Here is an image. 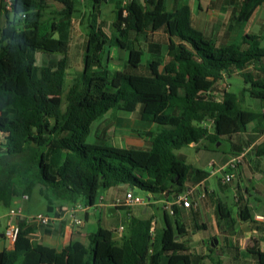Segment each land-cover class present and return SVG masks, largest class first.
I'll return each instance as SVG.
<instances>
[{
    "label": "trees",
    "instance_id": "trees-1",
    "mask_svg": "<svg viewBox=\"0 0 264 264\" xmlns=\"http://www.w3.org/2000/svg\"><path fill=\"white\" fill-rule=\"evenodd\" d=\"M104 1L94 0L87 17L83 69L71 83L70 27L79 1L14 0L10 11L0 8L7 17L0 25V208L10 211L37 193L46 202L47 214L60 202L90 211L101 199L114 203L102 197L111 189L125 194L122 202L130 191L147 192L150 201L162 196L174 200L210 176L178 151L203 141L216 146L221 138L243 133L264 119L262 113L241 108L238 95L224 84L231 75H240L250 97L264 101V35L246 34L239 43L207 37L192 26L191 8L180 0L172 10L168 0H131L126 5L116 0L110 32L97 10ZM50 2L63 9L52 8ZM219 3L235 9L231 21L236 23L250 21L264 6V0ZM158 31L171 40L168 58L157 55L142 67L145 52L130 37ZM108 47L128 51L123 70L109 68ZM37 53L50 61L38 66ZM114 110L136 112L157 131L136 133L150 137L144 147L88 143L92 125ZM257 130L264 133L260 126ZM203 148L213 150L206 144ZM253 153L264 156V141ZM237 203L239 220L255 227L243 194ZM225 204L217 205L218 222L233 229L236 219ZM183 208L195 215L193 203L190 208L174 204L173 223L167 212L166 227L159 232L155 217L133 216L120 239L100 226L89 236L88 246L74 242L65 252L34 241L32 228L19 221L14 249L0 252V264H202L206 257L189 247ZM205 229L195 222L193 231ZM214 250L210 245L211 254ZM248 253L254 264H264L263 251ZM207 257L212 264H224L216 255ZM235 257L241 260L239 254Z\"/></svg>",
    "mask_w": 264,
    "mask_h": 264
},
{
    "label": "crops",
    "instance_id": "crops-1",
    "mask_svg": "<svg viewBox=\"0 0 264 264\" xmlns=\"http://www.w3.org/2000/svg\"><path fill=\"white\" fill-rule=\"evenodd\" d=\"M200 1L201 3L198 9L199 12H196V10L190 7L192 26L197 28L196 24H200L202 27L199 31L207 37L214 39L228 37V40L231 41L233 39L232 36L234 35L233 28L231 29V25L226 23V19L222 18L223 7L220 6V0H208L207 3H209V5L207 7L206 15L204 16L201 14L204 11V6L202 4L203 0ZM50 5L58 11L63 9L62 5L58 3L50 2ZM80 6L81 3L79 1L78 11L73 17L70 27V67L68 69V74L72 77L78 75V73H74L75 71L81 72L83 69V44L87 33L84 25L87 23V13L83 12ZM229 9H232V7L229 6ZM201 16L203 17L201 18ZM6 22L7 17L5 13L0 11V25L4 26ZM112 24L113 22L111 24H107V26H105L106 29L110 30V26H112ZM81 29L84 31V35L82 36L83 33H81V35L78 36V32ZM55 36L58 37L57 34ZM81 37H83V39ZM130 39L132 42H135L136 47L143 49L145 52L144 56H147L148 58L147 62L151 59H155L157 55H160L165 59L168 58V47L171 40L163 31L155 33L145 32L140 36L132 34ZM105 56L111 59L109 64V68L111 70L121 71L124 69L126 62L128 61L129 53L128 51L122 50L118 47H111L106 50ZM61 58L62 56L57 55L56 60ZM49 61L50 58L46 54H36V62L38 66H43ZM261 102L264 103V101ZM257 112L264 114V106L261 111ZM103 120L107 121V119ZM102 122L103 121H101V123ZM259 126L262 129L264 128V119L261 123H251L247 130L243 133L234 134L229 138H221V142H218L216 145V147L219 148L217 151L204 149L203 146H200L202 143L199 145L192 144L189 146V148L197 149L199 151L197 153V162L199 165L198 167H195L203 171H206L205 167L212 170L211 173L208 172L210 174L209 178L200 184H195V187L192 189V193L190 194V202L193 203L195 215L191 216L189 209H181V221L190 231L188 240L191 251L197 255L206 257L202 264H212L210 258L207 257L209 255H216L221 258L224 264H254L248 251L256 250L264 252V156L257 157L253 153V148L264 141V133L261 134L257 130ZM106 129L107 128L105 127L104 129H97L96 132L99 134V132ZM150 131L147 130L142 132ZM125 139L128 140V142H126L127 147H144L147 140H150V137H141L136 134V132H133ZM129 140L136 142V144H130ZM222 142H227L229 144L231 153H224L220 155V149L223 144ZM201 150L205 151L207 154H201ZM242 153H245L246 156L241 165L238 167V172L244 171L249 183L252 185L255 183L257 184V188H254V191L256 192V203H252L248 188L245 190L235 188L233 206H236L237 212L236 217L234 218L233 216V218L236 219V224L233 229H231L230 226L226 225L225 221H222L221 225H219L216 210L220 200L216 198L215 192L210 186L209 179L218 173H224V175L228 173L229 171L224 169L225 165L234 157ZM184 157L186 156L184 155ZM239 194H243L245 196L249 206L253 210L254 220L256 222L255 227H261L263 230H258V228L253 227L249 222H242L239 220L237 207V197ZM124 195L125 194L123 192L121 193L118 189H111L104 192L102 197L105 199L106 203H108L110 201L114 202ZM29 201L30 200L28 198H25L22 202H18L19 206L13 208L22 210L20 218L14 221H11L9 218L10 211L0 213V252L14 249L15 243L11 242L5 236L6 229L13 222L19 223V221H26L28 226L32 228V239L34 241L45 246L53 247L59 252H65L74 242H80L88 246L89 236L94 233L93 231L102 226V223L105 224L104 228L114 231V233H117L121 238L125 230L123 232H119V229L121 227L126 229L130 217L133 216L141 219L155 217V228L159 232L166 227L167 222L164 215L168 212V208H172L174 203L171 196L167 198L162 196L158 200L153 199L151 201L148 199L144 204L131 207L130 210H128L126 220H118L117 216L119 214V210H117L114 206L83 211L78 208V205H69L60 202L55 205V209L51 213V215L55 217V221L48 226H39L35 222H31L29 218L41 213H48L47 207L44 212H33L31 207L22 206L23 202ZM159 205H161V211H163L162 217L158 216L155 211ZM103 208L107 209V212L109 209H115V212L108 214L109 219H105L103 222L98 221L97 217L90 216V213L95 214L99 209ZM98 212L101 213L102 210ZM80 215H84L85 219L82 220ZM232 215H234L233 212ZM74 218L82 220V225H75ZM169 219L170 222L173 223V219L170 214ZM2 220L7 221L5 228H2ZM195 222L199 225H206V229L193 231ZM216 240L218 243H216ZM220 241H223L224 243L222 246H220ZM208 245H211L215 249L213 254H211L210 251L209 253L205 252ZM237 249H239L238 252ZM237 254L240 255L241 260L236 259L235 256Z\"/></svg>",
    "mask_w": 264,
    "mask_h": 264
},
{
    "label": "rangeland",
    "instance_id": "rangeland-1",
    "mask_svg": "<svg viewBox=\"0 0 264 264\" xmlns=\"http://www.w3.org/2000/svg\"><path fill=\"white\" fill-rule=\"evenodd\" d=\"M81 3V10L85 13H87V17L89 18L92 14L93 6H94V0H79ZM208 0H203L202 4L204 6V11L201 13L203 16L206 15L207 7L209 3H207ZM177 0H168L167 2V7L168 10H172L176 4ZM181 4H188L192 9L196 10V12H199V5L201 3L200 0H180ZM99 11V16L100 19L105 22V26L107 24H111L116 16V0H105L102 2L101 5H99L98 9ZM235 9H229V7H224L222 11V18L226 19V23L232 24L235 27L233 28L234 35L232 36L233 39L229 43H239L240 40H242V37L246 34H251V35H264V6H261L254 14L252 19L248 22H242V23H236L234 20L231 21L233 18ZM201 16V18L203 17ZM87 24V23H86ZM84 25L85 30L87 31V25ZM197 28L195 27L196 30H201V25H197ZM109 30V29H108ZM110 30H112V26H110ZM109 30V31H110ZM84 35V31L81 29L78 32V36ZM83 39V37H81ZM80 38V39H81ZM227 43V44H229ZM111 47H108L110 49ZM52 59L56 58L57 55L50 56ZM147 56L143 57V64L147 63ZM74 73H80V72H74ZM68 82L71 83L73 77L69 76L68 77ZM227 86V90L230 92H233L238 95L239 97V105L241 108L245 110H250V111H261L264 103L261 102L258 99L251 98L249 93L246 92V89L249 88V85H247L244 82V79L242 76L233 74L230 77L226 79V82L224 83ZM103 119H107V121H104ZM101 121H103L101 123ZM99 125V126H98ZM107 128L104 131L99 132L97 134L96 130L101 129L104 127ZM157 126L154 124H149L142 122L138 119L137 113H128L124 111H111L109 112L104 118L99 120L98 122H95L92 125V131L90 136L87 139L88 143H106L110 146H115V147H127L128 140L125 138L130 136L133 132H142V131H157ZM130 144H133L136 142L129 140ZM222 147L220 149V155L226 153H231L230 146L227 142H222ZM204 144L209 145L211 148H213L214 151H217L219 148L214 146L208 141H203L202 144L200 145L201 147L204 146ZM199 151L197 149H191L189 147H186L180 151L177 152V154L180 155H185L186 157L185 160L189 164L193 166L198 167V162H197V153ZM201 154H207L205 151L201 150ZM215 155V154H214ZM205 170L209 173L212 172V170L208 167H205ZM236 173V178L232 181L231 184L229 185H223L222 184V179L224 177V173H218L217 175L213 176L212 178L209 179L210 186L215 192L216 198H218L221 202H224L228 205L229 209L233 212L234 218L236 217V206H233V198L235 194V188L237 189H243L245 190L246 188L249 189V194L251 195V201L252 203H256V192L254 191V188H257V184H250L248 178L245 175L244 171L238 172V169L235 171ZM139 195L142 199L148 200L149 194L144 191H139ZM124 197V196H123ZM25 199V198H24ZM22 206H27L31 207V210L33 212H44L46 211V202L44 198H42L39 194L35 193L31 200L29 202H23ZM1 212L0 213H6L7 210L5 208H0ZM104 209V210H103ZM99 209L98 211L102 212H96L95 214L90 213V216L97 217L98 221L103 222L105 219L108 218V212L107 209L103 208ZM130 210V209H129ZM156 214L158 216H163V211H161V205H159L156 208ZM128 215V209H121L119 210L118 214V220H126ZM80 217L85 219L84 215H80ZM6 220H2V228H5L6 226ZM121 222V221H117ZM103 227H105V224H101ZM98 229H96L93 232H96ZM115 238L119 239L120 236L117 233H114ZM224 243L223 241H220V246H222ZM206 253H209V245L207 246V249L205 251ZM165 264V261L164 263Z\"/></svg>",
    "mask_w": 264,
    "mask_h": 264
},
{
    "label": "built area",
    "instance_id": "built-area-1",
    "mask_svg": "<svg viewBox=\"0 0 264 264\" xmlns=\"http://www.w3.org/2000/svg\"><path fill=\"white\" fill-rule=\"evenodd\" d=\"M13 1L14 0H0V8H4L6 11H10L12 9V5H13ZM131 0H124V4L126 5L127 3H129ZM124 14H127V11H124ZM245 153H242L240 155H237L236 157H234L231 161H229L224 169L228 170L229 172L226 173L224 175V178L222 180V182L224 184H229L232 183V181L236 178V173L235 171L238 169V167L241 165V163L243 162V159L245 158ZM192 193V190H188L187 192L181 193L180 195H178L175 199H174V204H178V205H183L185 208H190L191 207V202L189 199V195ZM27 198V197H25ZM146 202V200L142 199L140 197V195H135L134 192L130 191L127 193L124 201H120V199L114 201V203L112 205L110 204H105L103 202V199H101L98 208L101 207H111V206H119V205H123L126 206L128 208H131L133 206L136 205H141L144 204ZM78 208L80 210L83 211H88L87 207H83L81 205H78ZM169 214L172 215L173 213L170 212L171 208L167 209ZM22 214V210L20 209H12L9 212V218L11 221H14L18 218H20V215ZM29 220L31 222H35L37 225L39 226H48L51 225L54 221H55V217L52 216L51 214H38L34 217L29 218ZM74 223L75 225H82V220L80 219H76L74 218ZM125 230L124 227H121L119 229V232H123ZM20 233V227L18 225V223H11L8 228L5 231V236L7 239H9L11 242L15 243L16 240L18 239V235Z\"/></svg>",
    "mask_w": 264,
    "mask_h": 264
},
{
    "label": "water",
    "instance_id": "water-1",
    "mask_svg": "<svg viewBox=\"0 0 264 264\" xmlns=\"http://www.w3.org/2000/svg\"><path fill=\"white\" fill-rule=\"evenodd\" d=\"M134 193H135V195H139V192H134ZM112 212H115V209H109L108 214H111ZM216 243H218L217 240H216Z\"/></svg>",
    "mask_w": 264,
    "mask_h": 264
}]
</instances>
